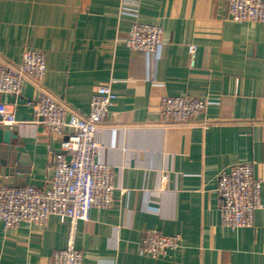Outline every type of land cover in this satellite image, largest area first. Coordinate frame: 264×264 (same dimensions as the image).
Masks as SVG:
<instances>
[{
    "label": "crops",
    "instance_id": "1",
    "mask_svg": "<svg viewBox=\"0 0 264 264\" xmlns=\"http://www.w3.org/2000/svg\"><path fill=\"white\" fill-rule=\"evenodd\" d=\"M135 22L160 26L167 43L148 55L130 50ZM25 50L46 55V91L78 115L98 88L117 95L97 135L115 201L78 225L84 264H264V24L231 20L228 0H0V61L18 64ZM38 94L27 83L18 102L0 95V120L14 112L18 121L4 128L17 139L0 144V183L44 189L54 176L66 136L49 134L24 105ZM166 96L208 107L194 123L164 124ZM242 164L262 181L263 208L252 228L232 230L221 225L216 186ZM70 229L61 216L44 227L0 221V264H52ZM148 229L179 235L182 247L167 259L142 255Z\"/></svg>",
    "mask_w": 264,
    "mask_h": 264
},
{
    "label": "built area",
    "instance_id": "2",
    "mask_svg": "<svg viewBox=\"0 0 264 264\" xmlns=\"http://www.w3.org/2000/svg\"><path fill=\"white\" fill-rule=\"evenodd\" d=\"M228 14L238 23L264 24V0H228ZM166 43L160 26L143 22L133 23L125 39L130 50L146 55L160 50ZM196 55L197 47L190 45L191 66L195 65ZM46 74V55L39 51L25 50L18 64L0 61V95H11L18 102L24 85H34L39 94L24 105L33 110L49 134L66 136L62 151L54 157V176L44 189L0 183V221L5 229H12L24 222L44 227L54 216L68 218L71 226L68 245L54 253L52 264H84V254L75 245L78 225L89 220L93 208L108 209L115 201L113 167L100 159L102 146L97 135L115 106L117 95L110 86L98 88L91 97L89 112L81 116L46 91ZM207 107L206 98L166 96L160 105L161 122L191 124ZM17 124L14 112L1 113L0 128H13ZM66 130L70 131L67 135ZM262 186L251 164L238 165L220 175L216 192L220 197L221 225L232 230L252 228L256 212L263 208ZM181 247L179 235L148 229L139 251L158 260L172 257Z\"/></svg>",
    "mask_w": 264,
    "mask_h": 264
},
{
    "label": "water",
    "instance_id": "3",
    "mask_svg": "<svg viewBox=\"0 0 264 264\" xmlns=\"http://www.w3.org/2000/svg\"><path fill=\"white\" fill-rule=\"evenodd\" d=\"M17 139V136L14 135L11 131L0 128V144H5L10 146L11 140Z\"/></svg>",
    "mask_w": 264,
    "mask_h": 264
}]
</instances>
